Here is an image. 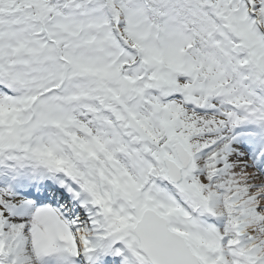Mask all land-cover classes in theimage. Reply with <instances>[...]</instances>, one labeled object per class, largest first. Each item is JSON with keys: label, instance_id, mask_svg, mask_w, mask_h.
Listing matches in <instances>:
<instances>
[{"label": "snow or ice", "instance_id": "6c2138e0", "mask_svg": "<svg viewBox=\"0 0 264 264\" xmlns=\"http://www.w3.org/2000/svg\"><path fill=\"white\" fill-rule=\"evenodd\" d=\"M0 264H264V0H0Z\"/></svg>", "mask_w": 264, "mask_h": 264}]
</instances>
